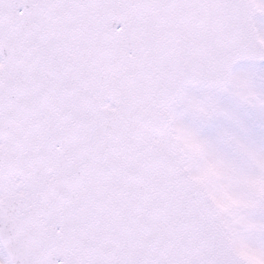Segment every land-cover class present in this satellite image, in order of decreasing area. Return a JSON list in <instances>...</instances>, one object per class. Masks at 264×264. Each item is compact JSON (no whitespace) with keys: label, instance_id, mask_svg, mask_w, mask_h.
<instances>
[{"label":"snow or ice","instance_id":"1","mask_svg":"<svg viewBox=\"0 0 264 264\" xmlns=\"http://www.w3.org/2000/svg\"><path fill=\"white\" fill-rule=\"evenodd\" d=\"M0 264H264V0H0Z\"/></svg>","mask_w":264,"mask_h":264}]
</instances>
